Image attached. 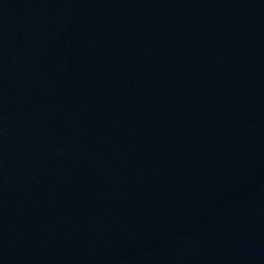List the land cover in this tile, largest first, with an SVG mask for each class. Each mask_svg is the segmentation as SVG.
Instances as JSON below:
<instances>
[{
	"label": "water",
	"instance_id": "1",
	"mask_svg": "<svg viewBox=\"0 0 264 264\" xmlns=\"http://www.w3.org/2000/svg\"><path fill=\"white\" fill-rule=\"evenodd\" d=\"M0 264H264V0H0Z\"/></svg>",
	"mask_w": 264,
	"mask_h": 264
}]
</instances>
